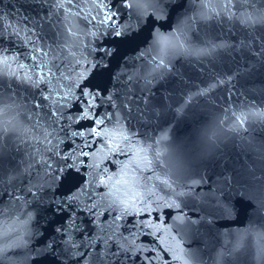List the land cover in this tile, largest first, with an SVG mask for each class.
<instances>
[{"label": "water", "instance_id": "obj_1", "mask_svg": "<svg viewBox=\"0 0 264 264\" xmlns=\"http://www.w3.org/2000/svg\"><path fill=\"white\" fill-rule=\"evenodd\" d=\"M184 0H0V93Z\"/></svg>", "mask_w": 264, "mask_h": 264}]
</instances>
